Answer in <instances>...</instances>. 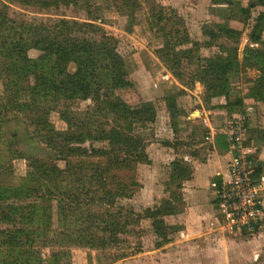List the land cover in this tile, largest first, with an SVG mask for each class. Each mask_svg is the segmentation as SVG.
<instances>
[{"label": "trees", "instance_id": "16d2710c", "mask_svg": "<svg viewBox=\"0 0 264 264\" xmlns=\"http://www.w3.org/2000/svg\"><path fill=\"white\" fill-rule=\"evenodd\" d=\"M25 1H35L48 9L78 0ZM121 4L125 8L132 6L130 9H133L136 0H122ZM257 4L264 8V0H259L258 3L251 2L242 12L250 15L251 9ZM256 19L250 39L254 43L264 44V9ZM220 29L228 37H239L242 33L241 30L225 25H221ZM160 30L165 38L160 58L179 79L182 73L178 72V68L183 59L189 61L194 58L195 51H198L196 49L202 44L193 40L186 29L179 36L182 33L179 25L172 28L162 26ZM256 30L259 33H255ZM102 31L98 35L90 34L88 24L67 18H61L53 25L18 21L10 16L7 5L0 1V79L3 81V92L0 94V137L9 122L19 121L22 119L21 114H25L34 126L33 139L47 151V156H43L13 149L11 139L19 140L18 130L13 131L7 140L11 157L27 159L31 169L20 183L11 184L9 177L12 168L0 162V264H17L16 261H21V264H37L38 255L33 247L40 242V238L42 243L49 240L50 231L42 221L55 214L52 202L57 199L65 202L62 212L58 214L67 224L82 219L75 240L78 246L107 249L116 246L120 239L119 234L123 232L124 225L114 214L103 220L107 226L104 235L95 232L93 225H96V220L88 222L83 216L75 220L76 211L72 210L73 206H83L84 200L67 186L73 182L77 185L76 189L84 191V185H87V194L94 188L93 192H100V195L97 198L92 195L90 200L101 204H111L116 198L125 195L122 190H128L129 182L117 179L115 171L125 170L126 166L132 164L134 173L137 164L151 163L147 152L148 139L143 130L155 123L157 105L148 100L131 104L119 94L118 91L134 88V84L129 77L127 62L118 50L117 38ZM215 39L217 36L205 40V46L211 47ZM185 44L192 46L177 49ZM222 48L226 55L218 53L203 58L201 70L195 73L197 80L205 87L207 101L223 95L231 75L241 69L238 47ZM31 49L39 50V56L32 58L29 54ZM248 51L250 54L246 59L254 61L253 66L260 65V69H264L263 53L255 46L248 47ZM73 63L75 69L71 68ZM243 64L246 67L252 66L247 62ZM259 78L264 87L263 71ZM89 98L95 105L86 112L84 118H80L67 105L78 99ZM61 103L65 107L59 112L68 125L67 130L57 129L50 119L51 112ZM170 103L169 111L173 120L177 115L175 98L172 97ZM227 110L235 115L246 113L243 99L238 96L230 98ZM87 140L106 141L110 149L94 147L89 150L85 146ZM61 161L64 167L60 165ZM178 164L175 160L170 166L175 168ZM257 167H260L259 163ZM90 170L92 174L88 176ZM177 179L174 172H171L170 182L166 185L170 198L163 199L153 210H148L153 218L158 219L154 223L157 228L155 231L166 236V241L169 233L183 227L180 224L166 225L164 222L166 216L180 212L179 197L177 192L171 191L170 186ZM176 186L181 187L179 184ZM115 188L118 190L114 191ZM68 229L69 225L56 235L69 241L71 232ZM22 236L26 238L27 249H22L26 246L20 242ZM7 253L13 255V260L5 259Z\"/></svg>", "mask_w": 264, "mask_h": 264}, {"label": "rangeland", "instance_id": "374dc122", "mask_svg": "<svg viewBox=\"0 0 264 264\" xmlns=\"http://www.w3.org/2000/svg\"><path fill=\"white\" fill-rule=\"evenodd\" d=\"M0 1L7 5L10 16L18 21L23 20L53 25L59 19L67 18L88 24L90 34L98 35L99 32L104 30L108 34L115 36L118 40V50L127 62L129 77L134 84V88L118 92L131 104H137L143 100L139 90L144 92L147 98H151L153 95L154 99H164L169 95L170 98L173 96L176 98L177 94L179 100L187 98L192 100V93L194 91L200 92V89H196L197 84L203 86L201 95L205 99V87L197 80L195 73L201 70L200 64L203 58L213 57L218 53L226 55V51L222 48L223 46H227V48L238 47L239 68L241 67V69H239L238 73L232 74L228 82V84L231 83L232 96H248L247 98L251 100L264 101L263 81L259 78L262 71L264 75V69H260V65L257 67L253 66L252 64L255 62L246 59V56L250 54L248 47L251 46H255L264 55V44L254 43L250 39L251 32L257 21L256 18L264 8L262 5L257 4L256 7L251 9L250 15L247 16L242 12V9L247 8L251 2L258 3L259 0H136V5L133 9H130L132 6L125 8L121 4L122 0H78L69 5L61 3L48 9L43 8L35 1H32V3H28L25 0ZM162 14H164V17H162ZM177 25L182 28V33L179 36H182L184 34L183 30L186 29L193 40H197L202 44L199 49H196L198 51H195L196 56L194 58L189 61L183 59L178 68V72L182 73V77L179 79L173 74V76H169V69L160 58L161 53H163L165 39L160 28L162 26L172 28ZM221 25L236 28L241 30L242 33L239 37H228L221 31ZM255 33H259V30H256ZM216 36L217 39H215L211 47L205 46V40H212ZM262 36L264 41V32ZM190 46L192 44L180 45V48L178 47L177 49L180 50ZM29 54L32 58H36L39 56L40 51L31 49ZM243 62L252 65L249 66L251 68L246 67ZM71 68L75 69L74 63ZM170 80L174 81V85L171 84L167 89L161 87V85L164 86ZM176 82H179L182 86L184 85L186 89L176 84ZM156 84L160 86V89H157ZM189 90L193 92L190 93L188 92ZM2 92L3 81L0 79V94ZM67 105L71 111L77 112L80 118H84L86 112L91 110V107L95 104L89 98L87 100L78 99ZM64 107V103H61L50 114L51 121L59 130H67L68 128L67 123L61 118L59 112ZM159 108L161 109V106ZM21 117L22 119L19 121L13 120L9 122L4 128L3 136L0 137V162L12 168V174L9 177V183L11 184L20 183L22 177L31 169L27 159L11 157L10 145L7 144V140H9L13 131L18 130L20 132L18 141L11 139L13 143L11 147L13 149L24 150L31 155L42 154L47 156L45 147L33 139L32 130L34 126L30 124L25 114H21ZM155 125L156 121L149 128L143 130L148 139L147 151L151 148L150 144L156 142L157 139L155 136ZM85 146L89 150L94 147L97 149H110L106 141L87 140ZM60 165L64 167V162L61 161ZM167 166H165L163 172L165 177L169 178L170 169ZM143 168L146 169L144 170ZM148 168L145 163H141L136 165L134 173L132 164L126 166L125 170H116L117 179L128 181L129 184L127 191L122 190L125 195L116 198L111 204H101L99 201L90 200V196L96 195L95 198H97L100 195V192L97 194L93 192L94 188L92 192L87 194L85 190L89 186L84 185V191H81V189H76L77 185L69 182L70 185L67 187L71 188L76 194H80L81 199L84 200L83 206L81 205L79 208L73 206L72 210L76 211L75 220L78 216H83L88 222H91L92 219L96 220V225H93L95 232L98 235H104L107 226L103 220L109 218L110 214H114L118 217V221L124 225L123 232L119 234L120 239L117 245L107 249L78 246L75 240L81 227L82 219L67 224L64 218L58 214V212H62L65 202L59 199L54 200L52 209L55 214L44 218L42 221L45 228L50 231V238L46 243H42L43 240L40 238V242L33 247V251L37 252L38 255L36 263L182 264L183 257L181 255L185 250L174 246L171 254L180 258L171 260V255H169L170 247L165 248L164 246V243L166 244V236L155 231L157 228L154 223L158 219L153 218L148 211L149 209L153 210L157 205L148 206L143 198L145 191L140 190L139 186H142L144 177L146 179L150 178ZM90 174H92L91 170L87 172L88 176ZM85 182L87 183V178ZM134 182L137 184H134ZM165 182L167 181L163 182L164 185ZM111 187L114 188L113 185ZM115 190H118V188H115ZM164 222L166 225L169 224L165 218ZM68 225V230L71 232L69 241L63 239L60 235H56L57 232L64 231ZM9 226L12 227L11 225ZM223 226L226 237L240 243L242 248L245 243L257 242L260 238L258 235L262 231L261 229L257 234L238 233L239 231L230 227L227 221H224ZM20 242L26 245V238L24 236L20 237ZM27 248L28 245L22 249ZM254 251L251 255L252 262L248 261L247 264H259L261 261V264H264L263 257L257 261L253 259ZM262 252V256H264V249ZM5 259L13 260V255L7 253ZM0 260H2V255H0ZM16 262L21 264V261ZM232 264H236L235 260Z\"/></svg>", "mask_w": 264, "mask_h": 264}, {"label": "crops", "instance_id": "0c3cea01", "mask_svg": "<svg viewBox=\"0 0 264 264\" xmlns=\"http://www.w3.org/2000/svg\"><path fill=\"white\" fill-rule=\"evenodd\" d=\"M168 73L171 77L172 73L169 70ZM171 84L174 85L173 80L161 87L167 89ZM176 84L186 89L179 82ZM196 87L200 92L188 91L193 92L192 100H179L177 94L176 98L173 96L177 114L173 120L169 111L170 95L164 99H154V95L147 98L139 90L143 101H155L157 105V139L147 151L151 163H145L149 167L150 178L144 177L140 186V190L145 191L144 201L148 206H153L170 198V191L166 190L170 175L166 178L163 172L168 165L170 174L174 172L175 177H178L170 186L171 191L177 192L179 197L180 212L166 216L165 219L171 225L183 226L180 230L169 233V239L164 243L165 248L170 247L171 260L180 258L171 254L174 246L185 250L181 255L182 264H232L234 260L236 264H247L248 261L252 262L253 250L255 261L262 257L264 259V223L258 235L259 240L245 243L242 248L240 243L228 239L224 234V213L216 202L222 181L228 178L232 158L228 130L231 120L237 115L227 110L228 102L233 98L231 83L227 84L223 95L208 101L201 95L203 86L197 84ZM157 89H160L159 85ZM247 97H241L246 109L243 115L248 119V139L260 164L257 177L264 186V101ZM175 160L179 164L172 168L170 164ZM164 181H167L165 185ZM176 184L181 187L178 188ZM261 263L262 261L259 264Z\"/></svg>", "mask_w": 264, "mask_h": 264}, {"label": "built area", "instance_id": "2783aa9c", "mask_svg": "<svg viewBox=\"0 0 264 264\" xmlns=\"http://www.w3.org/2000/svg\"><path fill=\"white\" fill-rule=\"evenodd\" d=\"M247 122L243 114H238L229 124L232 158L216 202L230 227L238 233L257 234L264 223V186L257 177L258 160L248 139Z\"/></svg>", "mask_w": 264, "mask_h": 264}]
</instances>
